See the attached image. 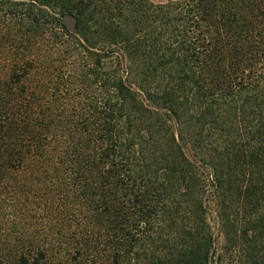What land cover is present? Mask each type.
I'll return each mask as SVG.
<instances>
[{"label": "trees", "instance_id": "16d2710c", "mask_svg": "<svg viewBox=\"0 0 264 264\" xmlns=\"http://www.w3.org/2000/svg\"><path fill=\"white\" fill-rule=\"evenodd\" d=\"M4 8L0 264H264V0Z\"/></svg>", "mask_w": 264, "mask_h": 264}, {"label": "rangeland", "instance_id": "374dc122", "mask_svg": "<svg viewBox=\"0 0 264 264\" xmlns=\"http://www.w3.org/2000/svg\"><path fill=\"white\" fill-rule=\"evenodd\" d=\"M155 3H160V2H166L168 0H152ZM15 20L10 17L9 10L4 8L0 10V74L4 76L7 71L9 70V67H12L14 64V68L19 69V73L21 72V64L17 63L26 58L27 51L25 48L26 42L21 41L18 39V26L15 24ZM47 39L44 40L43 42H37L35 39H30L29 45L34 46L38 45H45L47 46L46 43ZM45 46H42L43 49H46ZM2 195H1V198ZM3 204V202H2ZM3 215V214H2ZM212 224L214 226V231L217 232V227L214 224L215 221L212 219ZM221 239V237H219Z\"/></svg>", "mask_w": 264, "mask_h": 264}]
</instances>
